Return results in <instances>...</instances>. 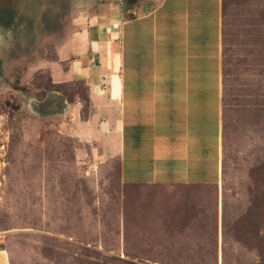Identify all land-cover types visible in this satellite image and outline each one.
I'll use <instances>...</instances> for the list:
<instances>
[{"label": "rangeland", "instance_id": "obj_1", "mask_svg": "<svg viewBox=\"0 0 264 264\" xmlns=\"http://www.w3.org/2000/svg\"><path fill=\"white\" fill-rule=\"evenodd\" d=\"M71 2L0 4V264H264V0H221L220 181L137 189L60 132L62 97L84 106L86 87L53 90L39 66Z\"/></svg>", "mask_w": 264, "mask_h": 264}, {"label": "crops", "instance_id": "obj_2", "mask_svg": "<svg viewBox=\"0 0 264 264\" xmlns=\"http://www.w3.org/2000/svg\"><path fill=\"white\" fill-rule=\"evenodd\" d=\"M83 1V2H82ZM53 59L60 132L115 158L124 185H216L222 176L221 0H72ZM131 16L126 17V14Z\"/></svg>", "mask_w": 264, "mask_h": 264}, {"label": "trees", "instance_id": "obj_3", "mask_svg": "<svg viewBox=\"0 0 264 264\" xmlns=\"http://www.w3.org/2000/svg\"><path fill=\"white\" fill-rule=\"evenodd\" d=\"M46 72V71H45ZM47 73V72H46ZM47 75H48V73H47ZM48 78H49V76H48ZM77 83H79V82H77ZM49 85H50V87L49 88H51V89H53V90H55L54 88H58V86L60 87H63V86H68V85H56V84H52L51 83V81H50V78H49ZM83 103H84V109H85V107L87 106V99H86V88H85V95H84V99H83ZM82 111H83V109H82ZM82 114V113H81ZM117 167H118V164H117ZM128 187H130V188H133V189H137L138 187H140L139 185H127Z\"/></svg>", "mask_w": 264, "mask_h": 264}, {"label": "flooded vegetation", "instance_id": "obj_4", "mask_svg": "<svg viewBox=\"0 0 264 264\" xmlns=\"http://www.w3.org/2000/svg\"><path fill=\"white\" fill-rule=\"evenodd\" d=\"M4 1H5V0H0V4H1V3H4Z\"/></svg>", "mask_w": 264, "mask_h": 264}]
</instances>
